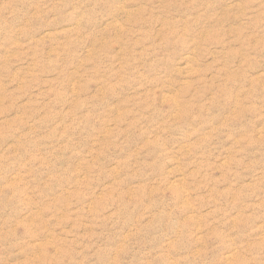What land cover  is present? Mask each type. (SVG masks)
Returning <instances> with one entry per match:
<instances>
[{"label":"rangeland","instance_id":"374dc122","mask_svg":"<svg viewBox=\"0 0 264 264\" xmlns=\"http://www.w3.org/2000/svg\"><path fill=\"white\" fill-rule=\"evenodd\" d=\"M0 264H264V0H0Z\"/></svg>","mask_w":264,"mask_h":264}]
</instances>
